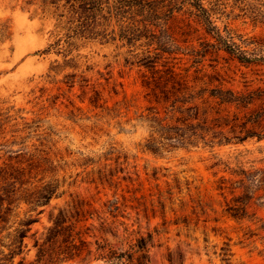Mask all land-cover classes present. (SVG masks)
Here are the masks:
<instances>
[{
	"label": "rangeland",
	"instance_id": "374dc122",
	"mask_svg": "<svg viewBox=\"0 0 264 264\" xmlns=\"http://www.w3.org/2000/svg\"><path fill=\"white\" fill-rule=\"evenodd\" d=\"M101 3L0 0V172L55 191L15 211L37 222L14 263L65 209L91 251L150 235L148 264H264V0H154L147 21ZM187 118L204 141L150 127Z\"/></svg>",
	"mask_w": 264,
	"mask_h": 264
},
{
	"label": "trees",
	"instance_id": "16d2710c",
	"mask_svg": "<svg viewBox=\"0 0 264 264\" xmlns=\"http://www.w3.org/2000/svg\"><path fill=\"white\" fill-rule=\"evenodd\" d=\"M55 1L59 2L61 0ZM101 2L102 0H65L66 4H70L82 11L83 14H86L85 19H92L97 12L102 11ZM153 3L154 0H116V5L112 6L110 10L120 14L126 12H122V10L136 8L135 12L142 16L146 12L144 15L146 19L143 20L147 21L153 15L152 13L158 11L157 8L154 9ZM169 10L171 11V9ZM176 84L178 83L172 82L171 88L173 89ZM155 88L158 87L155 86ZM183 89V92L190 91L187 87H183ZM191 108L195 107H189L186 110ZM191 120H196V118H187L184 121H180V123L178 122L177 125H173L163 123V120L151 119L152 125L150 127L153 135H158L161 140L181 146L197 139L204 141L206 134L199 133L198 135L189 129L192 127ZM150 141L153 143L155 139ZM147 149L151 150L149 147ZM1 171L0 231H13L14 235L8 247L14 246V249H7L8 252L6 254L0 251V264H24L23 258L17 263H14V259L22 253L23 239L31 231V226L37 222V219L28 215L17 223L18 217L15 211L22 204H25L29 206V210L24 212L26 216L29 212L34 211L32 207L36 208L46 205L55 191L51 190L48 185H34V183L25 180L26 174L22 169H13L11 172ZM238 209H230L236 212L234 217L237 216ZM78 215L79 213L77 212V217H74V215H68V211L65 209L60 210L57 216L51 220L52 224L46 228L42 242L39 246L35 244L37 246V256L34 263L29 264H60L61 262L78 258L82 253L93 257V260H99L105 264H148L149 258L146 246L150 235H147L146 238H139L135 244L130 246L129 251L122 252L112 249L104 241L98 242L97 240L94 241L96 248L91 251L89 249L91 243L85 240V233L83 234V232L76 230V225L86 220L79 219ZM88 230L89 228H86V231Z\"/></svg>",
	"mask_w": 264,
	"mask_h": 264
}]
</instances>
